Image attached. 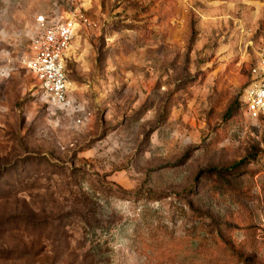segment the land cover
<instances>
[{"label":"rangeland","instance_id":"374dc122","mask_svg":"<svg viewBox=\"0 0 264 264\" xmlns=\"http://www.w3.org/2000/svg\"><path fill=\"white\" fill-rule=\"evenodd\" d=\"M42 14L77 25L66 106ZM263 54L264 0H0V264H264Z\"/></svg>","mask_w":264,"mask_h":264},{"label":"built area","instance_id":"2783aa9c","mask_svg":"<svg viewBox=\"0 0 264 264\" xmlns=\"http://www.w3.org/2000/svg\"><path fill=\"white\" fill-rule=\"evenodd\" d=\"M36 22L43 30L35 38L31 53L23 59L24 66L34 75L46 97L61 106L69 104V78L67 61L77 25L72 19H47L39 15ZM252 81L246 88L242 101L245 113L264 115V54L251 69Z\"/></svg>","mask_w":264,"mask_h":264},{"label":"trees","instance_id":"16d2710c","mask_svg":"<svg viewBox=\"0 0 264 264\" xmlns=\"http://www.w3.org/2000/svg\"><path fill=\"white\" fill-rule=\"evenodd\" d=\"M252 67L249 70L248 82L246 84L244 92H245L246 88L248 87V85L250 84V82L252 81V75H251ZM67 76H68V73H67ZM244 92H243V94H244ZM242 103H243V101H242ZM243 106H244V104H243ZM229 114H231V111L228 110L227 113H226V116H229ZM231 252L236 255V259H235V261H237L236 263H238V261H239V263H241V264H254V263H252V260L249 257H245V256L241 255L240 252H237V251H234V250H231ZM211 260H214V258H210L209 259V261H211Z\"/></svg>","mask_w":264,"mask_h":264}]
</instances>
